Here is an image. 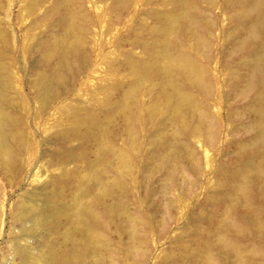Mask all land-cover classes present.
I'll use <instances>...</instances> for the list:
<instances>
[{
  "label": "bare ground",
  "instance_id": "obj_1",
  "mask_svg": "<svg viewBox=\"0 0 264 264\" xmlns=\"http://www.w3.org/2000/svg\"><path fill=\"white\" fill-rule=\"evenodd\" d=\"M28 2L25 10L35 27L29 29L49 28L34 48L40 65L35 97L39 110L62 104L56 120L62 129L52 135L58 176L18 208L24 236L36 238L40 252L22 241L26 247L16 248L19 264H117L120 255L138 264L150 222L129 210L137 186L151 192L157 184L168 213L178 207L180 190L195 188L188 174L203 175L202 158L221 135L226 141L234 132L242 136L233 161L213 171L215 190L207 196L213 211L199 214L206 227L197 223L203 230L192 232L189 248L178 238V248L191 246V252L174 260L264 264V0ZM6 54L0 49V146L7 157L16 120L6 112L12 85ZM99 65L105 69L100 84L89 90L93 106H80L82 100L64 104ZM216 66L228 71L230 88L243 103L227 105L223 116ZM226 148L220 149L222 157L230 153ZM52 235L56 240H49ZM113 235L126 241L114 245Z\"/></svg>",
  "mask_w": 264,
  "mask_h": 264
},
{
  "label": "rangeland",
  "instance_id": "obj_2",
  "mask_svg": "<svg viewBox=\"0 0 264 264\" xmlns=\"http://www.w3.org/2000/svg\"><path fill=\"white\" fill-rule=\"evenodd\" d=\"M28 1L29 0H14V2L10 4L8 0H0V32L3 35L5 34L3 36V40H0V49L5 54L7 53L8 56L10 54L9 57L12 58V61H10V58L8 59L9 63L11 62L10 64L8 63V60L3 61L7 64V70L10 66L8 70V72L10 71V74H8V76L10 78L9 83L12 84L9 85L11 88L6 90L7 99L9 98L6 112L9 113V115L14 120H16V124H13V126L10 128L11 132L16 137H14V139H9L7 142L8 144H6L10 156L6 157L5 153L3 152L4 150L0 146V264L20 263V257L16 252V248L20 244H23L22 241H26L28 243V248L30 246L29 249H32L33 253H35L37 256L40 255V252L38 251V240L36 238L33 239L34 237L29 238L24 236V225L17 219V212L19 210L18 208H20V204L24 202V198L26 199L29 193H32L36 191L37 188L48 184V182H50L54 176H58L59 173L57 167H54L56 158H53L51 155L55 156V152L58 150L57 145L55 146L56 143L53 141V136L58 133V131H60V128L62 129L61 126H56V120L59 117V109H57V107L62 106V104H56L55 106L53 105V108H49L50 110H39L41 105L38 101V98L35 97L37 96V89L34 88V82L37 79L36 75L40 69V65L37 62L38 52L34 51V48H36V44L40 40H43L49 36V28L44 24H41L36 30H33L35 27L32 25L34 27L33 28L31 24H33L34 17L29 15L28 11L25 10L29 3ZM30 27L33 29H29ZM57 30L58 29H55V31ZM4 38H7L6 41ZM7 42L8 44H6ZM34 64H36L35 68L33 67ZM37 64L39 65V69L37 68ZM98 67L100 68L97 69V66H95L97 69L96 73L98 74L92 73L87 82L88 84H78L72 93L71 98L66 100L64 104H66V102L72 103L76 100V103L72 104L79 105L80 101L82 100L83 102L81 101L80 106H82V104L83 106L86 104V107L89 104L90 106L88 107L93 106V102L90 100L91 98L89 93L92 89L100 84V74L105 69L104 66L102 67L99 65ZM36 70L38 71L35 72ZM213 72L216 75V92L222 98L220 99L219 106L221 107L220 113L223 116L225 115L224 109L228 107L227 105L230 104L232 108H235L241 105L242 102L240 103L239 98L237 100L235 90L231 89L234 87L233 84L229 85L228 82L231 81L230 79L228 81L227 76L225 77V74L228 71L222 72L221 67L216 66ZM226 86L229 87L227 88ZM234 94L236 96H234ZM90 101L92 103H89ZM51 112H55L54 115H52ZM50 113L52 117L49 116ZM248 119L249 118H246L247 122L249 121ZM233 125L234 123L232 122L231 127L235 130ZM237 133L234 132L235 135L232 134L233 136L231 135L232 137L226 141V138L221 135V139L219 140L220 142H218L214 148L208 150V154L206 153V158H202L203 161H201V171L203 175L193 176L191 173L188 174V176L191 177L195 188H191L190 190L188 189L189 191L187 189L184 190L183 188L184 192L183 190H180L179 199L177 200L178 207L175 204L176 206L174 205V207L168 213L164 212L165 210L162 208L164 205L163 201L161 200V196L158 193L159 186L157 184L154 185L153 183L151 185V189L155 190V193L152 190L151 192H147L144 187L137 186L134 194L135 199L133 198L134 200L131 201L129 210L131 209L132 212L134 210V214L139 213V217L150 222V226H148L149 230L147 229L149 234L147 232H145V234L142 233L143 238H141L143 240L147 239V241L145 240L141 245L142 251L144 250L143 252L145 253L143 254L141 251L140 254H136L137 257H139V259L137 258L136 260L138 264H172V262L175 264L179 258H187L191 252V246L188 250L189 244L192 243L191 237H193V233H195L200 228L198 224L203 223L201 225V227L204 226L202 227L203 229L206 227L205 223L202 222L203 220L200 217L213 211V208L211 209L207 200L209 193H212L215 190H213V187H215V184L213 185V183H215L213 171L221 163H231L233 161L234 151L236 149L235 142L242 136L240 134L237 135ZM16 138L18 139L16 140ZM49 139H51V141ZM21 145L25 147H22ZM75 145L71 146L74 147ZM228 147L230 149H228ZM222 148H226L227 152H230L225 157H222V154H220V149ZM141 149L145 151L144 146H142ZM223 158L226 159V161ZM53 159L54 162L52 163ZM137 159L138 158H135V161H137ZM181 159L183 160V158ZM141 177H144V175L142 176V174H139L137 176V180L139 182L142 181L143 183L144 178ZM140 185L142 184L140 183ZM156 191L158 193L157 196L159 195L158 197L155 196ZM64 196L69 198V194L67 192L64 193ZM171 196L168 197L171 199ZM158 198L161 200V202ZM173 198L175 197L173 196ZM171 200L174 201V199ZM194 224L199 227H195ZM202 228H200V230ZM194 230L195 232H193ZM205 231L206 230L203 232L205 233ZM115 236L113 235L115 240L113 237H110L111 242L114 245H119L120 243L122 244L126 241L125 236L120 237V239ZM180 236L183 239L181 240L188 244V248H185V250L181 247L180 249L178 248V240L180 239ZM188 237H190V239ZM56 238L57 236L52 235L49 237V240L53 241L56 240ZM119 240L120 242H118ZM116 242L118 243L116 244ZM22 246L26 247V243H24ZM121 256L122 255H120V261H118L117 264H129L123 259V256ZM135 257L136 256L134 255V258ZM175 258H178L177 261L174 260Z\"/></svg>",
  "mask_w": 264,
  "mask_h": 264
}]
</instances>
